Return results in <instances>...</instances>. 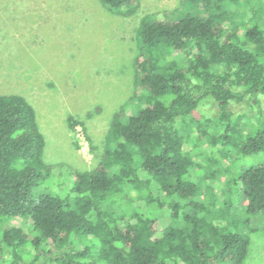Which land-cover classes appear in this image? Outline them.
Returning <instances> with one entry per match:
<instances>
[{
	"label": "trees",
	"instance_id": "16d2710c",
	"mask_svg": "<svg viewBox=\"0 0 264 264\" xmlns=\"http://www.w3.org/2000/svg\"><path fill=\"white\" fill-rule=\"evenodd\" d=\"M100 1L127 15L137 9V0ZM256 5L241 21L240 0H185L176 19L144 17L135 94L113 115L92 169L46 162L34 105L0 93V264L244 262L243 227L264 214V163L221 185L213 157L197 162L187 138L195 128L208 137L205 125L217 122L221 130L210 137L220 151L264 152V121L244 131L231 109L248 95L264 116V0ZM206 99L216 100L218 114L202 121L195 112ZM71 120L74 129L79 121ZM62 171L54 191L49 181ZM11 218L31 223L6 226Z\"/></svg>",
	"mask_w": 264,
	"mask_h": 264
},
{
	"label": "rangeland",
	"instance_id": "374dc122",
	"mask_svg": "<svg viewBox=\"0 0 264 264\" xmlns=\"http://www.w3.org/2000/svg\"><path fill=\"white\" fill-rule=\"evenodd\" d=\"M240 6L239 21L257 7L256 0H240ZM184 7L185 0H137L136 11L127 15L100 0H0V93L22 94L34 105L46 140V162L67 163L81 171L97 165L113 115L135 94L141 21L149 15L176 19ZM249 99L245 95L231 105L236 115L242 114L244 131L264 121ZM195 113L202 121L215 118L218 104L203 100ZM71 118L79 121L74 129ZM207 127L210 134L203 138L194 129L187 149L202 164L213 157L214 169L225 174L221 185L242 168L264 163V152L242 158L231 147L222 149L225 154L229 150L224 157L210 137L221 130L220 124ZM226 165L229 172L224 171ZM66 176L62 171L49 181L50 188L60 190ZM234 201V210H241L243 199L236 195ZM30 223L11 218L5 225L27 229ZM243 231L250 244L242 264H264V214L253 217Z\"/></svg>",
	"mask_w": 264,
	"mask_h": 264
}]
</instances>
